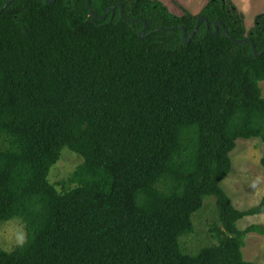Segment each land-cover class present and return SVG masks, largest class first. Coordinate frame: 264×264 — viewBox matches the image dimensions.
<instances>
[{
  "label": "trees",
  "instance_id": "trees-1",
  "mask_svg": "<svg viewBox=\"0 0 264 264\" xmlns=\"http://www.w3.org/2000/svg\"><path fill=\"white\" fill-rule=\"evenodd\" d=\"M201 16L226 33L202 22L184 43ZM230 37L261 52L264 13L247 31L230 0L196 15L160 0H0V226L26 230L0 264H256L242 248L264 227L237 222L264 198L238 210L220 183L237 139L264 143V53ZM64 148L82 163L59 191L48 175ZM208 196L217 243L186 253Z\"/></svg>",
  "mask_w": 264,
  "mask_h": 264
},
{
  "label": "rangeland",
  "instance_id": "rangeland-1",
  "mask_svg": "<svg viewBox=\"0 0 264 264\" xmlns=\"http://www.w3.org/2000/svg\"><path fill=\"white\" fill-rule=\"evenodd\" d=\"M169 7L171 12L180 15L184 10L198 14L208 0H160ZM235 8L242 13L246 30L254 26L256 15L264 13V0H230ZM264 97V80L259 83ZM264 155V143L259 138L236 141L235 148L230 153L232 169L229 175L220 183L238 210L256 207L264 198V168L261 159ZM82 163V157L64 148L60 159L50 168L48 180L61 190L59 182L67 179ZM194 232L180 238L181 248L186 253H196L202 247L217 243L210 234V226L218 224L215 197L208 196L203 207L193 214ZM264 227V211L248 215L237 222L239 229L250 225ZM26 240L24 224L17 218L9 220L0 226V248L12 250ZM242 248L244 259L256 264H264V235L249 233L246 235Z\"/></svg>",
  "mask_w": 264,
  "mask_h": 264
},
{
  "label": "water",
  "instance_id": "water-1",
  "mask_svg": "<svg viewBox=\"0 0 264 264\" xmlns=\"http://www.w3.org/2000/svg\"><path fill=\"white\" fill-rule=\"evenodd\" d=\"M55 1H56V0H47V3H48V4H52V3L55 2ZM8 3H10V1H8V2L2 7V9H3ZM87 7L90 8V0H87ZM119 7H120V15L122 16V15H123V7H122L121 4L119 5ZM115 8H116V5L112 6V7L109 8V9H107V10L105 11V13H104L100 18H102V19L106 18L107 14H108L110 11H111V12H114ZM2 9H1V10H2ZM90 15H91V17H93V18H97V17H99V16H98V15H97L92 9L90 10ZM129 21H135V20H129ZM202 22H205V23H206L207 33H209V34L216 35V34L218 33L219 26H222L224 32L226 33L225 28H224V24H223L222 22H220V21H216V22H214V31L211 32V31H210V22H209V20H208L206 17L201 16V17L198 18L197 23H196V26H195V28H194V31L192 32V34H190V36L187 37V30H186L185 28H181V29H182V39H183L184 43L188 44V43L192 40V38H193L195 32L197 31L198 27L200 26V24H201ZM146 30H147V25H146V23H145L143 30L140 32V37L144 38V37L147 36V35L145 34V33H146ZM226 35H227V34H226ZM230 38H231V40H233L234 42H243V43H245V42H250L251 45H252L253 53H254L256 56H261V55L264 53V49H263L261 52L258 53L257 50H256V47H255V45H254V43H253V41H252L251 39H249V38H244V39H235V38H232V37H230Z\"/></svg>",
  "mask_w": 264,
  "mask_h": 264
}]
</instances>
